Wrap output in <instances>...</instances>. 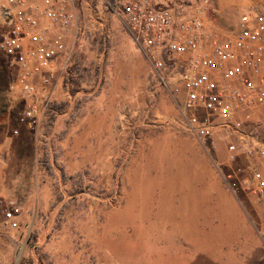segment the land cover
I'll return each mask as SVG.
<instances>
[{"label": "rangeland", "instance_id": "rangeland-1", "mask_svg": "<svg viewBox=\"0 0 264 264\" xmlns=\"http://www.w3.org/2000/svg\"><path fill=\"white\" fill-rule=\"evenodd\" d=\"M222 1L227 30L264 14V0ZM16 73L0 50V264H264L263 205L228 189L224 145L207 154L188 133L117 19L43 126L19 123ZM29 198L19 227L4 226L8 203Z\"/></svg>", "mask_w": 264, "mask_h": 264}, {"label": "built area", "instance_id": "built-area-1", "mask_svg": "<svg viewBox=\"0 0 264 264\" xmlns=\"http://www.w3.org/2000/svg\"><path fill=\"white\" fill-rule=\"evenodd\" d=\"M215 10L214 0H0V50L17 70L11 89L28 103L19 123L49 120L57 90L117 19L188 133L207 154L224 145L215 165L228 189L254 197L264 214V14H242L227 30ZM22 215L10 201L4 226L18 228Z\"/></svg>", "mask_w": 264, "mask_h": 264}, {"label": "crops", "instance_id": "crops-1", "mask_svg": "<svg viewBox=\"0 0 264 264\" xmlns=\"http://www.w3.org/2000/svg\"><path fill=\"white\" fill-rule=\"evenodd\" d=\"M233 4H234V6L233 7H235L236 5H237V1L236 0H233ZM232 7V8H233ZM214 8L216 9L215 10V13H211V16H212V18H213V20L215 21V22H217V23H222V20H221V17L223 16V12H225L226 10H227V8L226 7H224V3H223V1L222 0H216L215 2H214ZM231 8V9H232ZM221 16V17H220ZM62 117V116H61ZM58 118V120H57V124H56V126L58 127V128H61L62 127V125H63V123H65L64 122V120H65V118L63 119V118ZM82 121H78V120H76V122H74L73 124H71V123H65L66 125H67V127L69 128H72V129H74V130H78V128H79V125H80V123H81ZM82 124V123H81ZM69 128V129H70ZM71 130V129H70ZM72 131V130H71ZM71 133V132H70ZM76 133H77V131H76ZM75 133H72L71 135H74ZM70 137V136H69ZM93 153V152H92ZM91 158H95L94 156H91ZM30 197H32V196H30ZM7 199H5V201H6ZM27 201V202H26ZM25 202L26 203H24L23 205L24 206H22V205H20V207L22 208V211L23 210H25V208H27V206L30 204V203H28V202H31L32 201V198H29L28 200H26ZM24 202V201H23ZM22 217H23V215H22Z\"/></svg>", "mask_w": 264, "mask_h": 264}, {"label": "trees", "instance_id": "trees-1", "mask_svg": "<svg viewBox=\"0 0 264 264\" xmlns=\"http://www.w3.org/2000/svg\"><path fill=\"white\" fill-rule=\"evenodd\" d=\"M5 102V101H4ZM6 106L4 105L2 108H5ZM3 110V109H2ZM4 111V110H3Z\"/></svg>", "mask_w": 264, "mask_h": 264}]
</instances>
